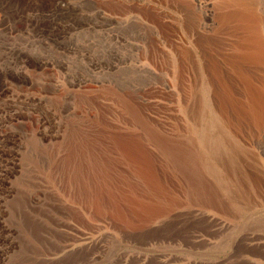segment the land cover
<instances>
[{
	"label": "rangeland",
	"instance_id": "obj_1",
	"mask_svg": "<svg viewBox=\"0 0 264 264\" xmlns=\"http://www.w3.org/2000/svg\"><path fill=\"white\" fill-rule=\"evenodd\" d=\"M249 2L0 0V264H264Z\"/></svg>",
	"mask_w": 264,
	"mask_h": 264
},
{
	"label": "bare ground",
	"instance_id": "obj_2",
	"mask_svg": "<svg viewBox=\"0 0 264 264\" xmlns=\"http://www.w3.org/2000/svg\"><path fill=\"white\" fill-rule=\"evenodd\" d=\"M219 2H220V0H218ZM248 1H255V0H225V2H227V3H232V5H235V6H238L239 8H241L240 9V11L241 10H245V9H248V6H250V7H253V6H251V4H250V2H249V4H248ZM257 2H258V0H257ZM223 3H224V1H223ZM254 3H256V2H254ZM253 3V4H254ZM252 4V5H253ZM219 5H220V3H219ZM222 5V4H221ZM255 5V4H254ZM227 7V6H226ZM231 7H234V6H231ZM230 7V8H231ZM234 8H236L237 9V7H234ZM239 8H238V11H239ZM252 9V8H251ZM228 10V9H227ZM249 11L251 12V11H253V10H250V9H248V12H246V13H249ZM231 13V12H230ZM241 12H239V16H243V15H245V14H240ZM244 13H245V11H244ZM228 15V14H227ZM227 15H224V16H227ZM236 15V14H235ZM250 15H252V17H254L253 15H255V14H253V13H251ZM251 17V16H250ZM251 17V18H252ZM257 17V16H256ZM239 18V17H238ZM242 18V17H241ZM244 18V17H243ZM246 18H249L247 15H246ZM222 19V18H221ZM229 19H232L231 17L229 18ZM225 20V19H224ZM243 21V20H242ZM229 22V21H228ZM250 22V21H249ZM257 24V23H256ZM254 25V24H253ZM259 31H257V30H255V34L257 33V34H260V32L258 33ZM255 34H253V35H255ZM257 36H259V35H257ZM258 38V37H257ZM258 40H260V39H258ZM257 40V41H258ZM264 41V40H263ZM262 42V41H261ZM256 43V42H255ZM258 45V44H257ZM259 47H260V44H259ZM258 47V48H259ZM256 48H257V46H256ZM249 57V56H248ZM18 99V98H17ZM96 140V139H95ZM99 160V159H98ZM8 188V187H7ZM9 189V188H8ZM10 192V191H9ZM7 193H8V191H7Z\"/></svg>",
	"mask_w": 264,
	"mask_h": 264
}]
</instances>
